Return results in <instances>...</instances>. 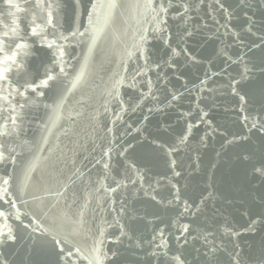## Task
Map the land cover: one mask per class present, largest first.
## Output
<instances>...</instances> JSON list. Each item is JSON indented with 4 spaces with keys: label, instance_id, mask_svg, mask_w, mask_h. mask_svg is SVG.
Listing matches in <instances>:
<instances>
[{
    "label": "water",
    "instance_id": "obj_1",
    "mask_svg": "<svg viewBox=\"0 0 264 264\" xmlns=\"http://www.w3.org/2000/svg\"><path fill=\"white\" fill-rule=\"evenodd\" d=\"M220 2L0 0L43 28L0 81V264H264V0Z\"/></svg>",
    "mask_w": 264,
    "mask_h": 264
},
{
    "label": "snow or ice",
    "instance_id": "obj_2",
    "mask_svg": "<svg viewBox=\"0 0 264 264\" xmlns=\"http://www.w3.org/2000/svg\"><path fill=\"white\" fill-rule=\"evenodd\" d=\"M4 2L15 10L13 14L20 13L21 11H25V9L21 7V5L14 3V0H4ZM196 2L202 4L204 3V0H193V3H196ZM216 4L219 5V8L221 10L227 11L226 9H224V5L220 2V0H216ZM36 6L40 7V4L38 3ZM148 6L152 8L153 12H155V18L158 19L159 24L161 25L166 24V18L169 16L170 13L174 12L176 16L180 17L181 19H185L188 11L190 10V5L187 3V0H184V2L180 3L179 5H177V0H148ZM181 8L183 9V11L180 10ZM13 23L15 24V22ZM33 23H35V20H33ZM51 23H52V20L49 14L48 24H51ZM248 30L251 31L250 28ZM22 31L23 29H20L19 25L9 27L8 30L6 31H0V66H2V70H0V81H2L4 84H8L9 73L12 71L13 66H15L17 70H20V71L23 70V64L19 63L18 60L21 55L27 54L24 50L28 48V44L20 42L24 40V35L30 34L32 37L40 36L43 32V28H39V26L31 27L30 31L25 32L24 35H21ZM154 31L164 33L166 29L157 27V28H154ZM186 35L191 36L192 32L186 30ZM55 45H56V42L53 41L51 43H48L47 47L51 49ZM175 54L179 55V53H175ZM59 55L61 58L64 56V51L62 48L59 50ZM260 70L264 71V68ZM60 71L63 72L64 69L61 68ZM248 71L250 70L248 69L245 70L246 73ZM55 79L56 78L53 75L46 74V78L40 80L39 84H35V83L30 84L27 82H25L24 84H20L19 88H23L24 92H20L18 88L17 93L19 95H24L25 92H28L29 90L35 93L37 92L38 87L47 86L49 81H53ZM38 94L44 95L43 92H39ZM240 98L241 100H244V97H240ZM4 99L7 100V97H4ZM173 99H176V97L174 96ZM205 115H207V113H205ZM245 119H248V117H246ZM251 127L253 129L259 128V129L264 130V122L252 123ZM0 135H10V133L7 131H3V132H0ZM187 138H188L187 136H184L183 139L187 140ZM3 159H5L4 154L3 152H0V160H3ZM243 159H248V157L245 156L243 157ZM107 167L108 165L105 164V168ZM254 172L260 176H264V167H257L254 169ZM176 175H179V173H176ZM8 183L9 182L7 179L3 181L4 185H7ZM113 191H115V189H113ZM4 192L8 193V189L6 187L4 188ZM0 199H2V197H0ZM2 215H4V213L0 211V216ZM16 219L17 220L20 219L19 215L16 216ZM252 223L254 224L256 223V221H253ZM229 231L231 232V230ZM189 232H190L189 227L185 225L181 232V236L177 237V239L178 240L181 239V237L184 236V233H189ZM231 234L238 235V233H231ZM0 236H6L8 241H14L16 239V237L11 233V230H9L7 233H0ZM2 242L3 240L0 239V243ZM184 242L187 243V240H185ZM57 243H59V241H57ZM209 251L214 252L215 248H210ZM67 255L71 256L72 253L69 252ZM174 259L177 261V264H184V261L180 258V256H175Z\"/></svg>",
    "mask_w": 264,
    "mask_h": 264
}]
</instances>
